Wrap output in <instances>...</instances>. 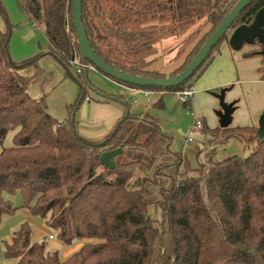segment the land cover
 <instances>
[{"label":"trees","instance_id":"16d2710c","mask_svg":"<svg viewBox=\"0 0 264 264\" xmlns=\"http://www.w3.org/2000/svg\"><path fill=\"white\" fill-rule=\"evenodd\" d=\"M237 1L81 0L82 21L91 47L106 63L125 73L165 78L190 62ZM19 2L42 28L48 54L79 91L68 117L54 118L44 96L34 98L27 91L45 73L39 63L44 52L16 62L9 52L10 25L0 30V220L18 208L3 194L19 192L21 206L54 229L61 243L94 241L60 259L56 250L32 240L30 225L22 222L4 244L3 256L16 264H264V133L258 138L249 127H203L209 147L197 151L192 166L171 149L173 136L161 129L157 117L134 112L121 96L100 91L88 70L72 74L68 60L79 52L72 0ZM263 6L264 0H252L232 27L251 23ZM0 11L5 16L1 3ZM195 24L206 29L184 62L168 75L150 70L156 44ZM228 35L181 85L136 87L175 91L191 85ZM253 46L250 54H257L259 44ZM28 66L33 73L22 74ZM87 88L125 108L99 140L77 130L75 114ZM9 132L12 143L3 146ZM226 142L241 144L245 154L216 159L217 146ZM116 148L122 153L110 169L100 155Z\"/></svg>","mask_w":264,"mask_h":264},{"label":"rangeland","instance_id":"374dc122","mask_svg":"<svg viewBox=\"0 0 264 264\" xmlns=\"http://www.w3.org/2000/svg\"><path fill=\"white\" fill-rule=\"evenodd\" d=\"M0 3L5 13L4 16L0 11V30H7L9 27L8 25H10L11 28L9 37V52L12 60L21 62L22 60L35 56L40 52H44V54L48 52L50 44L42 28L28 19V16L19 0H0ZM198 28L201 30L198 34H196L195 30ZM205 29L206 28L201 24H195L183 34L176 37L172 36V38L176 40L172 41L168 45H165L164 50L174 43V45H180L178 56L184 55L187 51H190V49L198 41L199 37L204 33ZM170 38L171 36L163 39ZM250 46L251 45L249 44H244L241 49H245ZM44 54L41 56L39 63L41 67L45 69V73L38 81L30 84L29 91L30 94H33L36 97L44 95L49 113L54 118L64 120L68 117L70 104L75 101L78 95L79 87L70 76H64L63 69L51 56ZM33 71V67L28 66L22 70V74L30 75ZM71 72L75 75L72 69ZM88 77L96 85H100L105 89L109 88L106 86H110L107 79H105L104 74L98 70H88ZM196 78L197 76L192 79V83H195ZM219 89L220 87L217 89L207 90V95L215 99L217 104L216 109L211 108V111L214 110L213 113H215V115L217 108H219V102L209 93V91H219ZM86 90V97L91 99L89 101L83 100L75 114V118L77 120V130L87 139L99 140L112 129V126L118 118L114 119L115 122L112 121V107L96 102L95 98L98 95L93 89L87 88ZM126 98L131 104L132 111L138 112L142 110V112H147L150 115L157 116L159 118L161 129L173 136L171 149L185 155L190 164L192 166H196V153L200 150V147L198 146V144H200L199 141L203 142L204 147L208 149L209 137L206 136L208 135L207 132L194 130L191 133L192 141L187 142L185 140V136H183L180 129L185 132L189 127H191L194 122V117L186 113L185 106L176 99L173 93L164 96L166 104L164 107L158 103L151 105L148 109H145V107H143L140 103V100L143 99L141 96L138 97L137 103H133L131 96L128 94ZM89 106L91 107L90 109ZM203 106L207 107L208 104H204ZM11 139L12 132H9L3 142V146L11 145ZM236 143L237 142L224 143L222 147H228L227 150H225L226 153L220 150L221 147L217 148L214 155L215 158L219 160L226 155L233 153L231 148L234 147L233 145ZM240 147L242 150L241 155H244L245 151H243V146L241 144ZM137 175H139L138 172L134 174L133 179H135ZM3 196L9 199L11 203L18 208L13 214L4 215L0 220V264H16L15 259L5 258L2 250L4 244L10 241L12 233L22 222H27L30 225L32 229V240L44 242L47 249L56 250L60 259L67 258L71 254L78 252L82 245L94 241L89 238H75L69 244L61 243L57 239L54 229L50 228L43 219L31 215L28 210L21 206L22 196L19 192H16L13 195L4 193ZM50 234L54 237L48 238ZM3 261L7 262L3 263Z\"/></svg>","mask_w":264,"mask_h":264},{"label":"crops","instance_id":"0c3cea01","mask_svg":"<svg viewBox=\"0 0 264 264\" xmlns=\"http://www.w3.org/2000/svg\"><path fill=\"white\" fill-rule=\"evenodd\" d=\"M174 40L176 39L171 37L170 39H162L156 44L157 53L151 57L152 61L149 65L150 70H156L168 75L184 62L188 51L184 55L178 56L180 45L177 46L172 43L170 47L164 50L165 45L170 44ZM256 48L257 46L251 45L248 48L235 51L228 44V40L221 42L218 48L214 51L211 60L196 78L195 83H192L196 87V98L193 103V109L197 117L201 119L203 127H205L204 129H214L219 127L218 117L213 113L214 110L211 111V108L216 109L217 104L215 99L207 95V90L217 89L219 87H230V90L225 94V100L227 102L233 101L235 110L232 114L229 127H249L253 129L255 133L257 132L259 119L264 113V78L261 76V71H259V68L262 66V56L259 54H250V52ZM44 55L50 56L48 52ZM105 79H107L110 85L106 86L109 87L107 89L111 90L96 85L93 81L91 82L100 89V91H103L106 94L121 96L123 100L129 103L131 110V104L126 98L127 94L131 96L133 103H137L138 97L141 96L143 99L140 100V103L145 109H148L151 105H155L157 102L164 107L166 105L164 96L173 93L172 91L158 90L147 96H135L130 93L126 85L107 76H105ZM29 87L30 85L28 86L27 91L30 94ZM96 93L98 95L95 98L96 102L112 107V121H114L115 118H119L124 113L125 108L122 102L115 100L105 101L102 94L98 92ZM30 95L34 98L44 96L39 95L36 97L33 94ZM90 99L91 98L89 97L88 99L85 97L84 100L89 101ZM135 99L136 102H134ZM204 104H208V106L205 107L203 106ZM90 108L91 107L89 106V109ZM218 109L219 108H217V110ZM189 128L185 132L180 129L183 136H185V140ZM204 129L201 131L206 132ZM208 135L206 136L209 137ZM199 142L200 144H198V146L201 149L204 147V143L201 141ZM222 146L223 144H220L217 148L221 147L220 150L226 153L225 150H227L228 147ZM233 146L234 147L231 148L233 153H229L241 155L242 150L240 144L238 145V143H236ZM4 262L6 263L7 261H3V263Z\"/></svg>","mask_w":264,"mask_h":264},{"label":"water","instance_id":"95a60500","mask_svg":"<svg viewBox=\"0 0 264 264\" xmlns=\"http://www.w3.org/2000/svg\"><path fill=\"white\" fill-rule=\"evenodd\" d=\"M252 0H238L231 10L227 13L221 23L214 29L205 42L201 45L197 53L190 62L174 76L165 78H154L141 75H133L125 73L101 59L91 47L85 26L82 21L81 0H72V21L76 34L78 50L83 60L89 61L96 70H100L105 76L117 81L141 87H175L181 85L201 66V64L210 55L211 50L229 32L228 44L233 50H240L244 44L254 45L259 44L257 54L264 55V6L261 7L254 15L253 20L249 24H240L236 27L233 22L239 16L241 11L250 4ZM230 90V87H221L219 91H209L219 102V109L216 110L218 117V125L221 128L228 127L231 123L232 114L235 110L234 102H227L225 94ZM264 133V113L259 119L258 130L255 133L258 138H261ZM120 148L107 150L101 153L100 160L108 168H113L115 165V157L120 155Z\"/></svg>","mask_w":264,"mask_h":264},{"label":"built area","instance_id":"2783aa9c","mask_svg":"<svg viewBox=\"0 0 264 264\" xmlns=\"http://www.w3.org/2000/svg\"><path fill=\"white\" fill-rule=\"evenodd\" d=\"M70 68L74 71L75 74H82L86 70H93L95 71L96 68L89 62H86L83 60L79 54V52L74 51L72 57L68 60ZM124 85V84H123ZM128 90L132 95H143L147 96L152 92L158 91V90H153V89H146V88H141V87H136V86H128L126 85ZM161 91V90H160ZM173 94L175 95L176 99L185 106L186 113L194 117V122L191 125V127L188 130L186 141L190 142L192 141L191 133L192 131L196 130H202L203 129V124L202 121L197 115L195 114V111L193 109V103L196 98V87L191 84L187 87L172 91ZM88 99V97H86ZM136 102V99L134 100ZM54 236L50 234L48 238H53Z\"/></svg>","mask_w":264,"mask_h":264}]
</instances>
